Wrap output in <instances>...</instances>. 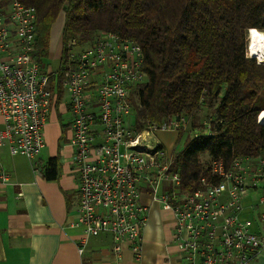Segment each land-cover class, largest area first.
<instances>
[{
	"label": "built area",
	"instance_id": "1",
	"mask_svg": "<svg viewBox=\"0 0 264 264\" xmlns=\"http://www.w3.org/2000/svg\"><path fill=\"white\" fill-rule=\"evenodd\" d=\"M35 20L33 6L0 3V147L7 144L10 155L24 156L34 173L42 172L52 75L59 73L71 113L77 223L87 236L108 234L115 251L125 243L139 256L148 213L140 197L147 192L172 208L179 264H253L264 253V211L252 230L241 216L242 200L256 193L255 206L264 205V157L234 158L227 167L213 160L211 175L220 179L201 178L203 189L184 195L175 154L157 132H178L187 119L172 117L141 130L133 126L132 92L147 77L141 47L101 32L85 47L72 40L64 62L49 72L32 57ZM8 183L0 160V188ZM80 244L81 254L84 241Z\"/></svg>",
	"mask_w": 264,
	"mask_h": 264
},
{
	"label": "trees",
	"instance_id": "2",
	"mask_svg": "<svg viewBox=\"0 0 264 264\" xmlns=\"http://www.w3.org/2000/svg\"><path fill=\"white\" fill-rule=\"evenodd\" d=\"M35 8V46L42 67L48 64L50 31L64 13L60 63L68 44L93 43L111 32L137 43L147 77L132 92V122L136 129L160 127L184 116L193 136L177 141L174 165L184 195L203 189L201 178L217 182L209 162L227 167L234 158L264 157V62L248 57L245 37L250 28L264 30V0H0ZM60 74L52 75L51 107L61 95ZM212 110L210 133H204L201 110ZM190 120V121H189ZM207 154L209 162L201 161ZM58 157L42 167L47 180L59 175Z\"/></svg>",
	"mask_w": 264,
	"mask_h": 264
},
{
	"label": "crops",
	"instance_id": "3",
	"mask_svg": "<svg viewBox=\"0 0 264 264\" xmlns=\"http://www.w3.org/2000/svg\"><path fill=\"white\" fill-rule=\"evenodd\" d=\"M63 23L64 18L62 27ZM62 27L54 47L50 31L48 59L51 66H46L49 72L55 71L60 61ZM54 100L43 129L48 140L39 160L44 166L49 157H58L60 170L56 179L47 180L42 172L34 173L24 156L9 154L7 144L0 147V160L9 175V183L0 188V264H179L177 247L172 240V208L153 200L147 192L140 197L148 206V213L139 256H134L125 243L115 251L108 234H85L77 223L78 177L70 163L71 113L63 88L57 102ZM169 134H173L174 141L167 139ZM157 136L165 147L171 148L177 132L159 131ZM47 148L49 153L45 156ZM254 198L256 200L257 195L250 200L247 196L243 198L241 216L250 221L252 230H257ZM81 241L84 244L80 254ZM253 264H264V253Z\"/></svg>",
	"mask_w": 264,
	"mask_h": 264
},
{
	"label": "rangeland",
	"instance_id": "4",
	"mask_svg": "<svg viewBox=\"0 0 264 264\" xmlns=\"http://www.w3.org/2000/svg\"><path fill=\"white\" fill-rule=\"evenodd\" d=\"M63 18H64V16H63V13H61L58 17H57V19H56V21H55V23H54V25L52 26V29H51V46L52 47H54V46H56V44H57V42H58V38H59V31H60V28L62 27V20H63ZM251 29V28H250ZM258 30V29H257ZM259 31H261L262 33H264V30H259ZM248 44H249V36H248V31H247V33H246V37H245V52H246V54H247V56L248 57H251L253 54H251L250 53V51H249V46H248ZM54 55V51L51 53V55ZM51 56V57H53L52 58V60L54 59V56ZM61 57V56H60ZM253 57H255L257 60H259L258 59V57L255 55H253ZM261 61V60H260ZM51 61H49V59H48V64L47 65H45V66H51ZM262 111H264V110H262ZM261 112V111H260ZM260 114V113H259ZM198 115H199V117L200 118H202L204 121H205V124L207 123V124H210V122H207V116L208 117H211L212 116V110H209V109H204V110H201L199 113H198ZM207 115V116H206ZM69 117V115L67 114V117H66V119ZM190 121V120H189ZM206 127H207V125H205V128L203 129V132L204 133H209L208 131H206L207 129H206ZM179 131H180V133L182 134V137H185V136H187V135H190V136H193L194 135V133H195V131H191L190 130V128H189V123H187L186 124V126L184 127V128H180L179 129ZM45 131H43V136L45 137L44 138V140H48V137L46 136V134L44 133ZM155 133V132H154ZM151 138H153V140H157V136H151ZM168 140H173V134H169V138H167ZM174 141V140H173ZM46 143V142H45ZM182 145H183V141L182 140H179V141H177V138H176V141L174 142V144L171 146V148H168V149H170L174 154L176 153V152H178L179 150H181V148H182ZM49 150H48V148L44 151V153H43V155H48V152ZM201 161L202 162H204V163H208L210 160H209V156L207 155V154H203V155H201ZM212 166H213V160H211L210 162H209V167H210V174H211V170H212ZM183 193V192H182ZM184 194V193H183ZM257 194L256 193H250L249 195H247V199L248 200H250L249 198H253V196H256ZM258 196V195H257ZM256 198V197H255ZM255 198L252 200V201H254L255 200ZM261 211H264V205H262V206H259V207H255V209H254V214H255V216H256V213H259V212H261ZM255 219H256V217H255Z\"/></svg>",
	"mask_w": 264,
	"mask_h": 264
},
{
	"label": "bare ground",
	"instance_id": "5",
	"mask_svg": "<svg viewBox=\"0 0 264 264\" xmlns=\"http://www.w3.org/2000/svg\"><path fill=\"white\" fill-rule=\"evenodd\" d=\"M248 36L250 53L254 56L256 55L259 60L264 61V33L255 28H251L248 31ZM258 121L264 123V111H261L258 115Z\"/></svg>",
	"mask_w": 264,
	"mask_h": 264
},
{
	"label": "water",
	"instance_id": "6",
	"mask_svg": "<svg viewBox=\"0 0 264 264\" xmlns=\"http://www.w3.org/2000/svg\"><path fill=\"white\" fill-rule=\"evenodd\" d=\"M249 31V30H248ZM258 118V117H257Z\"/></svg>",
	"mask_w": 264,
	"mask_h": 264
},
{
	"label": "clouds",
	"instance_id": "7",
	"mask_svg": "<svg viewBox=\"0 0 264 264\" xmlns=\"http://www.w3.org/2000/svg\"><path fill=\"white\" fill-rule=\"evenodd\" d=\"M250 30V29H249Z\"/></svg>",
	"mask_w": 264,
	"mask_h": 264
}]
</instances>
